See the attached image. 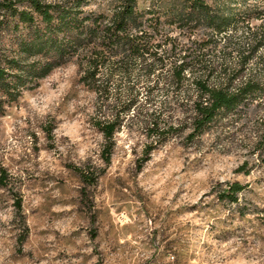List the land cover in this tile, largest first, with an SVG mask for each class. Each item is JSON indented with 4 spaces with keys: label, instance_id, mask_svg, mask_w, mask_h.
Here are the masks:
<instances>
[{
    "label": "rangeland",
    "instance_id": "1",
    "mask_svg": "<svg viewBox=\"0 0 264 264\" xmlns=\"http://www.w3.org/2000/svg\"><path fill=\"white\" fill-rule=\"evenodd\" d=\"M113 1L91 0L85 10L106 13ZM203 1L252 10L261 0ZM136 4L147 12L144 25L157 18L166 29L181 0ZM77 80L73 60L21 90L0 114V264H264V173L249 153L253 112L192 141L179 121L147 154L150 140L133 121L114 134L105 165L92 126L94 94ZM168 108L160 119L182 120L174 103ZM234 182L243 189L228 204L219 196Z\"/></svg>",
    "mask_w": 264,
    "mask_h": 264
},
{
    "label": "trees",
    "instance_id": "2",
    "mask_svg": "<svg viewBox=\"0 0 264 264\" xmlns=\"http://www.w3.org/2000/svg\"><path fill=\"white\" fill-rule=\"evenodd\" d=\"M239 1L231 3L244 7ZM90 3L0 0V114L21 90L74 60L78 83L94 94L99 115L92 126L103 140L105 165L114 134L133 121L150 140L147 154L179 130V121L192 141L251 111L256 128L249 153L264 173V0L252 10L181 0L166 29L157 18L144 25L147 12L137 9L136 0H114L106 13L85 10ZM155 93L162 98L157 104L150 100ZM173 103L182 120L160 119ZM73 170L82 182H93L90 172ZM242 189L226 184L219 198L236 204ZM14 206L18 212V199Z\"/></svg>",
    "mask_w": 264,
    "mask_h": 264
},
{
    "label": "clouds",
    "instance_id": "3",
    "mask_svg": "<svg viewBox=\"0 0 264 264\" xmlns=\"http://www.w3.org/2000/svg\"><path fill=\"white\" fill-rule=\"evenodd\" d=\"M200 177L202 178V179H208V173L207 172H201L200 174ZM3 258L2 257H0V260H2ZM243 264H259V262L258 261H255V260H253V261H245V262H243Z\"/></svg>",
    "mask_w": 264,
    "mask_h": 264
}]
</instances>
